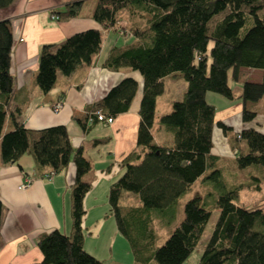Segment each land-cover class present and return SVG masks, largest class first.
<instances>
[{
    "label": "trees",
    "instance_id": "1",
    "mask_svg": "<svg viewBox=\"0 0 264 264\" xmlns=\"http://www.w3.org/2000/svg\"><path fill=\"white\" fill-rule=\"evenodd\" d=\"M13 1L0 0V9ZM83 3L70 1L53 13L58 21H65L77 17ZM121 11L126 13L122 31ZM92 18L130 39L111 47L102 66L137 70L143 80L138 149L122 158L123 173L107 193L109 211L130 247L134 264H182L197 246L214 208L218 216L198 264H264V200L244 206L237 187L219 192L211 206L197 194L188 199L183 218L161 245H157L152 214L154 209L174 204L208 168L211 172L206 179L220 181L221 160H232L236 169L256 167L264 172V133L254 127L233 132L218 121L232 151L230 157L223 158L211 153L215 107L206 100L207 92L234 98L229 78L237 82L241 68L258 69L259 81L242 83L238 96L241 119L249 122L264 114V0H96ZM101 41V30L89 28L59 42L44 43L38 55L39 88L47 92L57 71L69 76L78 67L90 65ZM12 44L11 20L0 18V163H15L27 153L39 177L59 172L70 161L75 165L70 188L72 230L69 234L57 229L41 233L37 245L42 260L28 264H105L83 247V198L90 188L83 177L91 169L84 150L72 146L64 125L27 128L8 110L14 80L10 72ZM169 75L182 78L186 89L182 99L173 101L171 111L159 119L173 134L172 144L165 146L155 141L151 127L156 98L163 91L162 79ZM136 90L134 78H122L102 98L86 106L77 123L87 132L100 123L95 111L113 118L127 111ZM262 100L259 109L256 104ZM7 116L12 129L4 131ZM255 179L254 187L259 189L261 179ZM126 193L134 194L137 203L126 202ZM1 216L0 201V226Z\"/></svg>",
    "mask_w": 264,
    "mask_h": 264
},
{
    "label": "crops",
    "instance_id": "2",
    "mask_svg": "<svg viewBox=\"0 0 264 264\" xmlns=\"http://www.w3.org/2000/svg\"><path fill=\"white\" fill-rule=\"evenodd\" d=\"M70 1L74 0H14L9 6L0 9V18L11 20L13 40L10 72L14 80L8 110L13 111L16 119L27 128L39 129L58 124L66 127L72 146L81 147L91 163L90 171L83 177L90 182V188L83 198V247L105 264H134L130 247L119 233L115 218L109 211L107 193L110 184L123 173L119 165L122 158L138 149V109L143 80L137 70H109L102 66L111 47L130 39L121 38L114 29L104 28L92 18L96 0H83V7L77 17L57 20L53 10L62 9ZM121 15V22L126 23L125 11H121ZM89 28L99 29L102 33L100 50L91 64L78 67L69 76L57 71L54 84L47 92H43L36 82L40 47L44 43L59 42L75 32ZM241 69L256 73L250 81L260 80V70ZM127 76L137 82V90L128 110L116 115L110 124L97 123L91 130L83 131L77 119L84 115L86 106L102 98L111 87ZM162 83L163 91L156 98V109L159 98L166 91L170 93L168 101L171 104L178 100L174 98L184 90L179 76H166ZM179 86L181 91H178ZM208 93L207 100L208 96L219 100L218 96ZM59 100L62 101L61 107L54 109V104ZM260 119L257 121L264 122V118ZM10 129L12 123L7 116L4 131ZM215 133L217 135V131ZM102 139L105 140L95 142ZM154 139L162 144L155 136ZM163 141L168 143L162 145L172 144L171 137ZM219 141L220 151H214V155L230 157L232 149L226 136ZM28 177L31 179L29 186L18 188ZM74 177L75 165L72 161L50 179L34 173L33 159L27 153L21 155L15 163H0V264L39 262L43 257L37 245L41 233L54 229L64 234L71 232L70 188ZM125 197L129 203L138 201L132 193H126ZM148 264L155 263L151 261Z\"/></svg>",
    "mask_w": 264,
    "mask_h": 264
},
{
    "label": "rangeland",
    "instance_id": "3",
    "mask_svg": "<svg viewBox=\"0 0 264 264\" xmlns=\"http://www.w3.org/2000/svg\"><path fill=\"white\" fill-rule=\"evenodd\" d=\"M119 25L124 26V28L120 29L121 31L126 28V23H122L120 21ZM126 37H127L126 34H124V36H122L121 38H126ZM240 71L242 73L240 74L239 80L237 82H232L230 78L228 80L232 88V93L234 98L229 99L219 94L215 95V93L212 92L208 93V94H212L211 96H218L219 98V100L218 99L215 100L208 96L207 97L208 100L206 99L210 104H213L215 107L212 148H211L212 154H214L213 153L214 151H220L219 140L225 137L222 128L217 125L218 121L222 122L224 125L228 127H231V131L233 132H239L244 127H254L260 129V131L264 133V128H263L264 122L257 121L260 118H264V114L259 113L253 120L249 122H243L241 119L242 103H241V99L238 97L241 92V86L244 81L254 79L253 77L256 76V73H254L253 70H247V69H240ZM180 81L183 83L182 89L184 90H182V92L178 96H176L177 98L176 97L174 98L178 100L182 99L183 93L186 89V82L182 78H180ZM178 91H181L180 86ZM169 94H170L169 91H166L159 98L156 109L157 114L153 122V125L151 127L152 134L155 136L156 140L160 141V143L162 144L168 143V142H164L163 140L167 141L169 137L173 139V134L167 132L163 128V126L160 125V121H159L162 115L167 114L171 111V104H169L168 101V98L170 96ZM256 106L259 109H262L263 100L258 102ZM259 122L261 124H259ZM215 131H217V135ZM226 161L224 162V160H221L220 163V168H221L220 181L213 182L209 179H206V176L211 172V169L208 168L194 181V183L190 186V188L187 191H185L182 195H180L177 198L174 204L163 209L152 210L154 223L156 225L155 232L157 237V245H161L165 241V239L169 236L170 232L175 227V225L183 218V208L185 202L196 194L200 196L202 202L207 206H211V204L214 202L215 196L219 192H222L223 190H227V189H232L234 187H237L239 189L241 195L240 202L244 206L252 207L253 205L264 200V172H260L259 168L256 167H255L256 169L253 167L236 169L233 168L234 165L232 163V160H228L229 162ZM255 177L261 179L259 180L261 183L259 189H256L254 187L255 184L257 183ZM217 216H218V209L216 208L212 209L210 218L205 226V229L202 233L200 240L198 241L197 246L192 251V253L187 257V259L184 261L183 264L199 263L201 251L203 250L206 241L213 229Z\"/></svg>",
    "mask_w": 264,
    "mask_h": 264
},
{
    "label": "built area",
    "instance_id": "4",
    "mask_svg": "<svg viewBox=\"0 0 264 264\" xmlns=\"http://www.w3.org/2000/svg\"><path fill=\"white\" fill-rule=\"evenodd\" d=\"M119 34H120V35L122 34L121 31H119ZM61 105H62V101L59 100L57 103L54 104V109H58V108H60ZM95 115H96V117H97V120H98L100 123H102V124H109V123H111L112 120H113V117H111V116H105V115H104L102 112H100V111H95ZM53 174H54V173L44 174L42 177H43V178H49V179H50V178L52 177ZM30 183H31V179H30L29 177H28V178H25V179L19 184L18 188H20V189H24V188H26L27 186H29Z\"/></svg>",
    "mask_w": 264,
    "mask_h": 264
}]
</instances>
